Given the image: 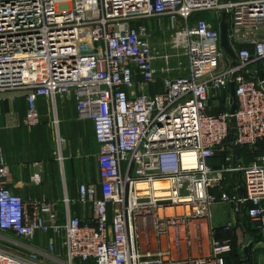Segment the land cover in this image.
<instances>
[{
    "label": "built area",
    "instance_id": "built-area-1",
    "mask_svg": "<svg viewBox=\"0 0 264 264\" xmlns=\"http://www.w3.org/2000/svg\"><path fill=\"white\" fill-rule=\"evenodd\" d=\"M222 12L232 34L250 31L264 23V0H0V97L24 98L28 128L41 124L38 100L48 104L60 165L59 100H73L99 146L98 183L77 188L75 204L92 211L86 221L66 197L61 219L57 205L14 195L0 158V264H223L229 242L187 260L149 247L194 243L215 205L237 216L247 207L264 235V152L246 166L236 156L264 142V77L247 70L264 61V41L251 42L253 53L239 50L231 65L218 28L190 23ZM163 20L180 32L185 76H157L164 57L151 22L162 31ZM218 150L227 153L216 168L209 161ZM238 174L243 183L230 195L226 177ZM46 235L44 250L30 247Z\"/></svg>",
    "mask_w": 264,
    "mask_h": 264
},
{
    "label": "crops",
    "instance_id": "crops-1",
    "mask_svg": "<svg viewBox=\"0 0 264 264\" xmlns=\"http://www.w3.org/2000/svg\"><path fill=\"white\" fill-rule=\"evenodd\" d=\"M216 19L215 26L219 30L221 14ZM225 22L228 26L230 47L235 55L243 49L253 53L251 42L264 41V23L250 31L243 30L238 34H232L227 20ZM247 70L252 76L263 78L264 61L249 65ZM9 97L7 95L0 97V158L8 172L7 188L23 199L33 198L57 205L61 219H64L62 200L66 197L72 202L71 214L81 220H88L92 215L90 207L75 202L80 183H98L96 155L99 146L94 140L92 123L76 119L73 100L64 99L57 102V116L60 120L58 133L62 140L61 154L64 158L60 165L54 154L56 144L53 130L49 125L52 115L48 104L42 99L38 100L41 124L28 128L23 123L26 113L24 98L17 95L15 101L10 102ZM262 144L253 154L239 150L236 156L240 163L246 166L255 162L264 152ZM226 153L227 150H218L209 164L218 168L224 162ZM226 179L225 192L233 195L234 186L242 185L243 177L240 174L228 175ZM214 194L219 196L218 192ZM246 213L247 207L237 216L232 206L215 205L200 227L194 229L196 230L194 243L180 244L182 247L168 242L151 243L149 247L153 251L169 253V257L174 259L187 260L208 257L214 242H229L233 252L223 258V264H264V235L256 229ZM217 217L226 219V222L217 226L214 221ZM227 225H230V229L225 231ZM50 237L52 235L37 236L30 247L44 250Z\"/></svg>",
    "mask_w": 264,
    "mask_h": 264
},
{
    "label": "rangeland",
    "instance_id": "rangeland-1",
    "mask_svg": "<svg viewBox=\"0 0 264 264\" xmlns=\"http://www.w3.org/2000/svg\"><path fill=\"white\" fill-rule=\"evenodd\" d=\"M206 20L209 27H215L217 19L211 15L198 13L195 14L190 23H196ZM162 31L159 30L158 22L152 23L153 44L157 51L164 57V60H158L155 64L157 69V76L160 78L162 75H170L171 77L185 76L188 70V61L185 56V50L181 42V37L175 38L176 33L174 31H167V20L161 21ZM173 38V39H172ZM178 39V40H177ZM262 144V143H261ZM264 148V142L262 144ZM219 210V209H218ZM216 225H222L226 222V219L217 217L214 219Z\"/></svg>",
    "mask_w": 264,
    "mask_h": 264
},
{
    "label": "water",
    "instance_id": "water-1",
    "mask_svg": "<svg viewBox=\"0 0 264 264\" xmlns=\"http://www.w3.org/2000/svg\"><path fill=\"white\" fill-rule=\"evenodd\" d=\"M226 14L224 12L221 13V22L219 25L220 31V47L223 52L232 60V65H235L236 55L232 48L230 47L229 37H228V26L226 24ZM229 93L232 101V105L230 107V114L233 115L235 112L236 105L234 103L235 99V85L233 82L229 85ZM249 249V248H248ZM246 249V251H248Z\"/></svg>",
    "mask_w": 264,
    "mask_h": 264
},
{
    "label": "bare ground",
    "instance_id": "bare-ground-1",
    "mask_svg": "<svg viewBox=\"0 0 264 264\" xmlns=\"http://www.w3.org/2000/svg\"><path fill=\"white\" fill-rule=\"evenodd\" d=\"M160 186H162V185H159V184L156 185V187H160ZM206 228H207V226H206ZM207 230H208V229H207ZM195 231H196V230H195ZM195 231H194V232H195ZM202 236H203V235H201V237H202ZM201 239H202V238H201ZM164 245H165V244H164ZM164 245H163V246H164ZM181 245H182V244H181ZM181 245H180V246H181ZM195 245H196V243H195ZM195 245H194V246H195ZM183 246H184V245H183ZM164 247H165V246H164ZM164 247H163V248H164ZM181 247H182V246H181Z\"/></svg>",
    "mask_w": 264,
    "mask_h": 264
},
{
    "label": "trees",
    "instance_id": "trees-1",
    "mask_svg": "<svg viewBox=\"0 0 264 264\" xmlns=\"http://www.w3.org/2000/svg\"><path fill=\"white\" fill-rule=\"evenodd\" d=\"M246 156H247V154H246Z\"/></svg>",
    "mask_w": 264,
    "mask_h": 264
}]
</instances>
